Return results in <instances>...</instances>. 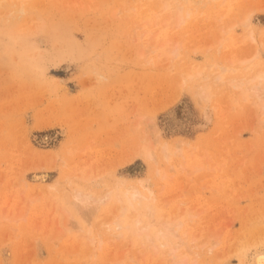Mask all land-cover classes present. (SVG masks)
Masks as SVG:
<instances>
[{"label": "rangeland", "instance_id": "obj_1", "mask_svg": "<svg viewBox=\"0 0 264 264\" xmlns=\"http://www.w3.org/2000/svg\"><path fill=\"white\" fill-rule=\"evenodd\" d=\"M259 70L264 0H0V264H248Z\"/></svg>", "mask_w": 264, "mask_h": 264}, {"label": "bare ground", "instance_id": "obj_2", "mask_svg": "<svg viewBox=\"0 0 264 264\" xmlns=\"http://www.w3.org/2000/svg\"><path fill=\"white\" fill-rule=\"evenodd\" d=\"M148 19V16L146 15L145 18L143 17V21H147ZM174 21H175V25H179L183 22V18L182 16L179 14V10L176 12L175 16H174ZM244 22V21H243ZM246 22V21H245ZM245 25V23H244ZM142 34V33H141ZM160 44V43H159ZM161 45V44H160ZM149 47L152 46V43H150V45H148ZM148 47V48H149ZM152 49L151 47L149 48V50ZM175 51L177 49L176 48H173ZM148 50V53L151 52V50L149 51ZM154 51V49H153ZM141 53H144V51H142ZM260 71V70H259ZM257 71L256 73V77L257 78V81L255 83L252 84L253 88H254V92L257 93L258 97L261 99H264V70L262 72V70L259 72ZM190 74V73H189ZM191 76V74H190ZM238 82V81H237ZM236 82V83H237ZM240 83H243V82H240ZM240 85V84H238ZM237 85V86H238ZM236 86V84H235ZM245 86V85H244ZM245 88V87H244ZM183 106V105H182ZM185 113V112H184ZM48 137V136H47ZM47 137H44L45 139ZM43 139V138H42ZM53 139V138H52ZM48 141V140H47ZM44 142V141H43ZM142 195L136 191L135 193H133L131 199H136V198H141ZM75 202L79 205L81 204L82 206L86 205V203L90 200H93V196L89 195V194H85V193H82L80 191H76L75 194H74V199ZM89 204V202H88ZM121 208H123V206H121ZM139 220V219H137ZM136 220V221H137ZM175 220H169L168 222H163V226L161 228V235L159 234L158 232V236H161V237H164L169 235L170 237L172 236H175L176 239L179 237L178 236V228H179V225L180 223L178 221H175ZM139 222V221H138ZM118 226H122V224H119ZM145 231H147V229H144ZM148 233V232H147ZM172 235V236H171ZM157 236V237H158ZM150 239V237H148ZM180 238V237H179ZM167 239V237L165 238ZM173 239V238H172ZM171 239V240H172ZM151 240V239H150ZM182 240V239H181ZM173 241V240H172ZM183 241V240H182ZM180 242V241H179ZM182 244V243H181ZM173 247V246H172ZM176 247V244L175 246L172 248V250L174 251ZM171 251V252H173ZM181 261L185 262L184 259H182ZM248 264H264V250H257L255 251L253 254H251V256L249 257V260H248Z\"/></svg>", "mask_w": 264, "mask_h": 264}]
</instances>
